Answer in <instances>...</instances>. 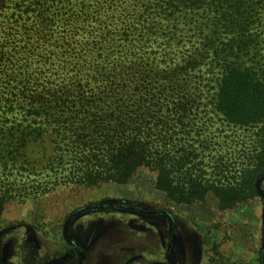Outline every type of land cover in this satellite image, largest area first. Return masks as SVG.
Listing matches in <instances>:
<instances>
[{
  "label": "trees",
  "instance_id": "obj_1",
  "mask_svg": "<svg viewBox=\"0 0 264 264\" xmlns=\"http://www.w3.org/2000/svg\"><path fill=\"white\" fill-rule=\"evenodd\" d=\"M212 2L0 0V216L12 200L64 185L127 183L142 167L176 204L203 202L211 192L228 210L259 195L264 73L231 63L223 69L212 97L220 131L253 128L258 141L247 149L246 141L233 148L225 139L217 157L219 127L202 114L188 81L204 77L207 53L221 58L212 42L218 24H195L203 47L194 57H173L179 23ZM34 122L54 144L40 179L29 178L26 155ZM108 200L76 209L118 206Z\"/></svg>",
  "mask_w": 264,
  "mask_h": 264
},
{
  "label": "rangeland",
  "instance_id": "obj_2",
  "mask_svg": "<svg viewBox=\"0 0 264 264\" xmlns=\"http://www.w3.org/2000/svg\"><path fill=\"white\" fill-rule=\"evenodd\" d=\"M217 1L216 4L212 2L201 13L190 11L187 17L182 19L183 22L179 23L181 24L179 29H175V44L173 45L175 48L176 45L179 48L177 51L175 50L173 57L191 58L201 50L203 44L193 36L192 30L195 24L207 20L218 24V30L213 35L212 42L215 47L222 50L221 58L214 61L212 53L211 55L207 53L208 59L201 65L204 71L207 69L204 72V77L202 71L200 74L202 77L198 81H188L190 87L201 97L202 114L206 115V118L211 116L215 123L214 127H219L216 133L219 134L216 138L219 143L217 147L220 150L217 152L218 157L224 153L220 146L225 139L231 146H234L233 148L237 142L246 141L247 149L255 145L253 140L256 143L258 141V137L253 133L256 130L253 128L247 131L227 128L221 132L223 122L221 115L212 109V97L222 71L228 63L234 67L244 65L254 71L264 73V0ZM228 24L229 28L226 26ZM173 25L174 22L171 26ZM226 43L230 44V50H224ZM227 59L230 61L227 62ZM144 64L150 66V62L148 64L147 60ZM30 120L33 122L34 119ZM32 129L34 132L26 147L27 158L33 167L29 178L40 179V168L53 155L54 144L49 136L40 135V122H34ZM234 141H236L235 144ZM155 178L154 172L147 167H142L127 183L103 182L99 185H64L55 188L46 196L8 202L3 215L0 216V256H6L5 247L10 246V251L14 252L21 240L29 239L36 250L39 249L40 243H43L51 249L64 252V257L67 258L69 246L64 242L62 233L66 216L72 213L75 208L89 201L121 198L127 201H138L150 209H169L180 214L187 221L197 222L202 227L203 235L204 231H208L211 233L210 236L212 235L210 241L217 242V248H219L215 249L214 247L212 252L220 254L218 256L223 258L221 262L264 264V176L259 180L261 192L258 189L257 197H251L246 202L228 210L218 208L217 199L211 192L203 202L190 204L170 202L166 198L165 191L156 188ZM107 215L110 218L117 217V212ZM83 216L88 218L91 215L84 214ZM108 216L102 215L105 218ZM100 219L101 216L96 220L99 222L96 223H100ZM15 226L22 228L15 230ZM228 240L230 242L225 247H232L229 257L224 255L229 249L226 251L223 247L220 248L221 243ZM238 246H240L241 256L235 253Z\"/></svg>",
  "mask_w": 264,
  "mask_h": 264
},
{
  "label": "flooded vegetation",
  "instance_id": "obj_3",
  "mask_svg": "<svg viewBox=\"0 0 264 264\" xmlns=\"http://www.w3.org/2000/svg\"><path fill=\"white\" fill-rule=\"evenodd\" d=\"M263 176L264 172L256 181V187L259 191V180ZM108 199L110 203H117L118 206L80 210L75 208L72 213L66 216L62 233L64 242L69 246L67 258L64 257V252L51 249L43 243H40L39 249L36 250L32 242L26 239L18 243L14 252L13 250L10 251V246L5 247L6 256H0V264H102L104 261L102 257L106 256L101 254V247L100 249L94 247L100 245L102 241H115L117 235L122 237L125 235L130 239L141 238L142 242H153L156 248L165 253L168 258L175 245H182L181 233L185 234L187 246H190L193 251L201 250L200 245L202 243L206 252L210 250L206 247L209 240L198 233L197 243L193 222L187 221L180 214L178 215L169 209H150L138 201H127L121 198ZM115 212H117V217L110 218L107 215ZM84 214L91 216L87 218L83 216ZM102 215L108 217L105 218ZM100 216V223H96L99 222L96 220ZM194 224L196 223L194 222ZM133 227L139 230L140 235L132 232ZM14 228L18 230L22 227L15 226ZM8 251L11 253L9 254ZM168 263L173 264L170 258Z\"/></svg>",
  "mask_w": 264,
  "mask_h": 264
},
{
  "label": "crops",
  "instance_id": "obj_4",
  "mask_svg": "<svg viewBox=\"0 0 264 264\" xmlns=\"http://www.w3.org/2000/svg\"><path fill=\"white\" fill-rule=\"evenodd\" d=\"M192 225L194 227V231L197 232H195L194 235L197 236L196 242L198 243L199 233L203 236V238H207V240H209V244H206V247L210 250L206 252L204 250V244L202 243L200 245L201 250L193 251L190 246H187L185 234L181 233L183 237L182 245L174 246L169 257L171 262L173 264H227L223 261L221 262V259L223 258L218 256L220 255L219 253L213 254L212 249L214 247L215 249H218L219 247L217 248L216 241H210V237L212 236H210L211 233L204 231L203 235L202 227L198 225V223L197 225L194 223ZM133 228L132 232L140 235L139 230L135 229V227ZM116 237L117 239L115 241H102L100 245L94 247H99V249L101 247V254L106 256L102 257L104 260L102 261V264H169L168 256L160 251V249H157L156 245H154L155 243L145 241L142 242L141 238L130 239L125 235H123V237L121 235H117ZM228 242H230V240L222 242L220 248L223 247L226 251L229 249L227 253H224V255L226 254L229 257L231 255L230 249H232V247H225ZM235 253L240 254L241 256L240 246L236 247Z\"/></svg>",
  "mask_w": 264,
  "mask_h": 264
}]
</instances>
